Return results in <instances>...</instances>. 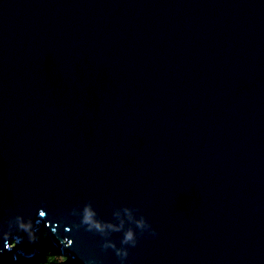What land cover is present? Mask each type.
Listing matches in <instances>:
<instances>
[{
    "label": "water",
    "instance_id": "water-1",
    "mask_svg": "<svg viewBox=\"0 0 264 264\" xmlns=\"http://www.w3.org/2000/svg\"><path fill=\"white\" fill-rule=\"evenodd\" d=\"M128 230L124 264H264V0H0V264Z\"/></svg>",
    "mask_w": 264,
    "mask_h": 264
},
{
    "label": "clouds",
    "instance_id": "clouds-1",
    "mask_svg": "<svg viewBox=\"0 0 264 264\" xmlns=\"http://www.w3.org/2000/svg\"><path fill=\"white\" fill-rule=\"evenodd\" d=\"M92 217H93V212L86 205L85 208L83 209L82 217L80 218V224L77 225V227H81L84 225H90V227H86V230L89 232H92L93 227L96 228L97 230H102L100 229L99 224L93 223ZM24 227L25 226L21 224V228H24ZM137 227L141 229L139 233L140 235H143L145 231H149V230L151 231V234L153 236L156 235L155 230L151 228V225L146 221V219L143 216H142L141 221L138 222ZM28 241L30 243H35L36 238L33 235L29 234ZM120 243H121V246L119 248L116 246L114 242L103 243L101 247H102V250L104 251H107L108 249H112L115 252V255L119 258L121 264H124V261L129 256L128 248H135L137 246V243H138L137 233L133 232L132 230H128L124 232L123 238ZM24 259H28V258H24Z\"/></svg>",
    "mask_w": 264,
    "mask_h": 264
},
{
    "label": "trees",
    "instance_id": "trees-1",
    "mask_svg": "<svg viewBox=\"0 0 264 264\" xmlns=\"http://www.w3.org/2000/svg\"><path fill=\"white\" fill-rule=\"evenodd\" d=\"M50 251L51 248L45 245L41 248V254L38 258L36 257L30 262L27 259H22L19 264H69V258L60 254L59 255L62 257L59 258L57 257L58 255L51 254Z\"/></svg>",
    "mask_w": 264,
    "mask_h": 264
},
{
    "label": "rangeland",
    "instance_id": "rangeland-1",
    "mask_svg": "<svg viewBox=\"0 0 264 264\" xmlns=\"http://www.w3.org/2000/svg\"><path fill=\"white\" fill-rule=\"evenodd\" d=\"M39 237V240L44 244V246L45 245H48V247H50L51 248V253L52 254H56V255H58L57 257H59V258H61L62 256H60L59 254H60V250L58 249V248H54L51 244H50V242H49V239H47V236H46V234L43 232V234H41L40 236H38ZM50 244V245H49ZM11 245H14V242H11ZM54 250V251H53ZM38 253V252H37ZM36 252H34L30 257H28V261L30 262L31 260H33V259H35L36 257L38 258L39 256H40V254L38 253L37 254ZM67 257V256H66ZM68 258V257H67ZM67 262V261H66ZM65 264H67V263H65Z\"/></svg>",
    "mask_w": 264,
    "mask_h": 264
},
{
    "label": "bare ground",
    "instance_id": "bare-ground-1",
    "mask_svg": "<svg viewBox=\"0 0 264 264\" xmlns=\"http://www.w3.org/2000/svg\"><path fill=\"white\" fill-rule=\"evenodd\" d=\"M49 242H51L50 240H49ZM51 244V243H50ZM54 251V250H53ZM51 253V252H50ZM52 254V253H51Z\"/></svg>",
    "mask_w": 264,
    "mask_h": 264
}]
</instances>
